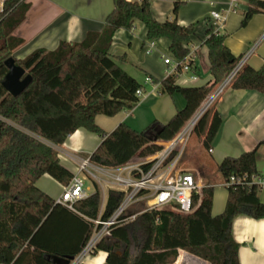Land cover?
Returning <instances> with one entry per match:
<instances>
[{
  "label": "trees",
  "instance_id": "16d2710c",
  "mask_svg": "<svg viewBox=\"0 0 264 264\" xmlns=\"http://www.w3.org/2000/svg\"><path fill=\"white\" fill-rule=\"evenodd\" d=\"M183 4L176 0L172 18L157 22L149 0H112L101 32H89L81 42H60L53 51L37 49L16 60L12 53L23 41L12 33L28 6L24 0L4 2L0 12V82L7 73L4 61L8 58H13L31 81L16 97L0 83V264H53V256L74 260L92 236V221L108 219L124 198V193L109 189L100 212V195L93 184L94 192L75 202L73 210L56 204L36 182L48 175L67 186L73 173L60 163L52 146L62 145L69 135L84 129L100 139L89 157L98 166L118 167L136 156H152L161 149L155 142L170 141L233 67L236 58L225 46V37L209 27L203 45L211 82L181 87L176 84L180 67L159 83L152 80L159 84L160 94L177 93L185 100V107L166 124L154 122L143 131L119 124L110 133L96 125L98 115L113 117L131 111L140 100L136 91L145 88L109 55L114 33L118 29L131 31L139 21L148 40L167 39L173 58L183 62L188 54L186 46L195 36L194 24L181 26L176 21ZM262 13L264 1L249 0L240 27ZM230 88L264 95V64L259 69L245 66ZM209 110L193 128L197 138L204 132ZM219 126L220 118L214 112L202 140L204 150L210 148ZM255 152L226 157L218 164L216 171L223 183L230 177L235 180L225 187L227 199L221 214H211L213 187L205 185L200 194L193 195L191 213L157 210L141 214L125 225L112 227L92 254L105 252L104 264H184L185 253L205 264H239V245L231 232L233 219L264 218L260 188L252 182L257 177Z\"/></svg>",
  "mask_w": 264,
  "mask_h": 264
},
{
  "label": "crops",
  "instance_id": "0c3cea01",
  "mask_svg": "<svg viewBox=\"0 0 264 264\" xmlns=\"http://www.w3.org/2000/svg\"><path fill=\"white\" fill-rule=\"evenodd\" d=\"M149 1L157 22L172 18L171 11L176 0ZM184 1L178 10L176 21L181 26L194 24L195 36L186 47L195 48V59L190 71L177 77V85L199 87L212 80L207 50L203 45L206 31L212 27L208 21V14L212 9L225 11L223 28L218 33L225 37V46L236 58L233 67L241 65L240 72L245 66L259 69L264 64V13L254 15L244 27L238 28L249 0ZM230 1H234V7H229ZM24 3L28 6L27 11L22 22L12 33L15 38L23 41L12 53L16 60L24 59L37 49L53 51L60 42H81L87 33L101 32L104 20L113 7L112 0H24ZM148 41L154 42V50L150 52L155 53L154 58H149L143 53H147ZM168 46L169 41L165 38L148 40L144 25L139 21L134 22L131 31L118 29L114 33L108 51L114 62L139 83L149 78L151 84L142 90L139 102L131 111H122L113 117H107L110 121L98 119L101 115L95 117L96 125L104 132L110 133L119 124H125L135 131H143L154 122L166 124L177 111L185 107V100L180 94H160L159 84L152 83V80L159 83L166 78L167 67L163 58L174 59ZM190 76H195L196 81L190 82ZM222 81L213 87L209 96L219 88ZM231 82L218 89L209 107L204 132L199 138L193 134L194 144L188 148L187 160L184 163V166H187L185 169L197 174L200 185L213 187V216L223 212L227 199V190L216 171L224 158L238 157L244 152L256 149L257 177L264 179V145H260L264 142V95L256 91L232 90ZM214 112L220 118V126L210 144L211 152L205 150L203 154L202 140ZM99 143L100 139L95 134L78 129L69 135L62 145L52 147L58 153L60 163L74 174L79 159L90 157ZM136 158L137 156L133 159ZM194 158L198 163L191 166ZM36 187L56 201L64 186L50 176L43 175L36 182ZM258 197L260 202L264 203V186L260 188ZM105 202L106 199L101 201L100 212ZM231 232L234 241L239 245V264H264V218L256 220L237 216L232 221ZM105 259L106 253L97 251L95 254L82 256L78 264H104ZM199 262L205 264L201 260Z\"/></svg>",
  "mask_w": 264,
  "mask_h": 264
},
{
  "label": "built area",
  "instance_id": "2783aa9c",
  "mask_svg": "<svg viewBox=\"0 0 264 264\" xmlns=\"http://www.w3.org/2000/svg\"><path fill=\"white\" fill-rule=\"evenodd\" d=\"M5 1L0 0V12ZM233 2L230 1L229 7L235 6ZM224 12V10L217 11L214 9L209 12L208 21L212 25L214 32L218 33L223 28L225 21ZM215 26L216 28H214ZM154 47V42L148 41L146 52H152ZM186 48L188 54L183 62L168 57L163 58V63L167 67L166 77L174 74L177 67H180L177 77L190 71L191 66L187 62L190 61L192 63L195 59V48ZM240 69L241 65L232 67L219 88L231 82ZM196 79L195 76H190L189 81L193 83ZM141 84L146 86L151 84V80L145 78ZM218 89L206 100L204 104L205 111L213 103ZM136 95L141 97L142 90H137ZM200 117L190 118L170 141L155 142L161 149L152 156L146 158L137 157L126 164L112 168L98 166L92 163L89 157L79 159L72 179L67 186L63 187L61 195L55 201L56 204L73 210L72 207L75 202L87 198L89 196L88 188L85 187L87 177L99 186L105 184L111 190L124 193V198L108 219L100 220L97 218L92 221L95 227L92 236L79 257L72 264L79 263L82 256L92 254L95 245L102 238L109 235L112 227L125 225L141 214L157 210L172 211L183 215L192 212V197L194 194H200L203 186L200 185L198 176L194 171L183 167L182 158L192 138L193 128ZM208 152L210 153L211 150L208 149ZM234 181V178L230 177L229 182L223 183V186L226 187ZM252 182L259 188L264 186L263 178L254 177ZM252 182L248 183V185ZM135 205H143L144 209L130 214V209Z\"/></svg>",
  "mask_w": 264,
  "mask_h": 264
},
{
  "label": "water",
  "instance_id": "95a60500",
  "mask_svg": "<svg viewBox=\"0 0 264 264\" xmlns=\"http://www.w3.org/2000/svg\"><path fill=\"white\" fill-rule=\"evenodd\" d=\"M4 66L7 69V73L1 80V86L3 89L11 96L16 97L18 96L30 83L31 77L28 74H25V71L15 65L13 58H8L4 61ZM206 102V101H205ZM200 106V108L195 112V114L191 117H200L204 111V104ZM53 264H70L73 259H64L58 257H51L50 258ZM176 261V260H175ZM200 260L191 256L186 255L184 264H189L188 262L195 263V264H202L199 262Z\"/></svg>",
  "mask_w": 264,
  "mask_h": 264
},
{
  "label": "rangeland",
  "instance_id": "374dc122",
  "mask_svg": "<svg viewBox=\"0 0 264 264\" xmlns=\"http://www.w3.org/2000/svg\"><path fill=\"white\" fill-rule=\"evenodd\" d=\"M181 1H183V2H185L184 0H181ZM239 14L241 13V12H238ZM238 28L240 29V26H238ZM146 56H149V58H154V56H155V53H145V52H143ZM98 119H105V120H108V121H110V119L109 118H107V117H105V116H100ZM191 137L193 138V134L191 135ZM190 139V141H189V143H188V146H187V148L185 149V151H184V156H183V158H182V161H183V167H185V168H187V166H184V163H186V160H187V156H186V154H187V152H188V148H190V147H192V145L194 144V141H193V139ZM206 151L204 150V149H202L201 150V153H205ZM196 158H194L193 159V161H192V163H191V166H194V165H196L197 163H198V161H197V159L195 160ZM181 161V162H182ZM181 162H180V164H181ZM190 171H192V170H190ZM93 181L89 178V177H87V179H86V181H85V187H87L88 188V193L90 194V193H93V191H94V187H93ZM95 184V183H94ZM96 186H97V188H98V191H99V195H100V205H101V201L102 202H104L105 201V199H106V197H107V192H108V190H109V188H108V186H106L105 184H102L101 186H99V185H97V184H95ZM142 209H144V206L143 205H135V206H133L131 209H130V211H129V213L131 214V213H137V212H139V211H141ZM74 261H75V259L71 262V264L72 263H74ZM189 264H195V263H191V262H188ZM201 263V262H200ZM78 264V263H77Z\"/></svg>",
  "mask_w": 264,
  "mask_h": 264
}]
</instances>
